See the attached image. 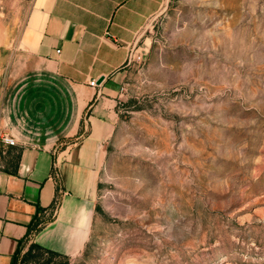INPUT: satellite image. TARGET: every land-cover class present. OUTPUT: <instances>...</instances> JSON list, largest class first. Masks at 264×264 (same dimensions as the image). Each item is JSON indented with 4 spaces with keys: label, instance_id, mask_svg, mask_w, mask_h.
I'll list each match as a JSON object with an SVG mask.
<instances>
[{
    "label": "rangeland",
    "instance_id": "1",
    "mask_svg": "<svg viewBox=\"0 0 264 264\" xmlns=\"http://www.w3.org/2000/svg\"><path fill=\"white\" fill-rule=\"evenodd\" d=\"M113 110L83 250L18 263L264 264V0H162Z\"/></svg>",
    "mask_w": 264,
    "mask_h": 264
},
{
    "label": "crops",
    "instance_id": "2",
    "mask_svg": "<svg viewBox=\"0 0 264 264\" xmlns=\"http://www.w3.org/2000/svg\"><path fill=\"white\" fill-rule=\"evenodd\" d=\"M161 3L30 0L15 32L0 30V136L14 138L0 140V264L20 238L83 250L128 55Z\"/></svg>",
    "mask_w": 264,
    "mask_h": 264
},
{
    "label": "trees",
    "instance_id": "3",
    "mask_svg": "<svg viewBox=\"0 0 264 264\" xmlns=\"http://www.w3.org/2000/svg\"><path fill=\"white\" fill-rule=\"evenodd\" d=\"M40 217L38 214H34L27 226V229H26V234L29 233L30 231L32 230H37L40 226ZM22 238H20L18 240V242L16 243V246L14 248V251L12 252L11 254V260H10V264H20L21 262H24L26 260H24V258H22L19 263L17 261V258H18V253H19V248H20V243H21V240ZM32 247H37V248H40L42 249L43 251L45 252H49V253H59V252H56L54 250H51V249H48V248H45L43 246H41L40 244L36 243V242H29V248L27 249L26 253L29 254L30 253V250Z\"/></svg>",
    "mask_w": 264,
    "mask_h": 264
},
{
    "label": "built area",
    "instance_id": "4",
    "mask_svg": "<svg viewBox=\"0 0 264 264\" xmlns=\"http://www.w3.org/2000/svg\"><path fill=\"white\" fill-rule=\"evenodd\" d=\"M56 51H58V49H57ZM88 84H90V85H95V84H96L95 79H90V80L88 81ZM0 140H1L2 142L6 143V144H13V143H14V138H13V136L10 135V134H7V133L2 134V135L0 136Z\"/></svg>",
    "mask_w": 264,
    "mask_h": 264
},
{
    "label": "water",
    "instance_id": "5",
    "mask_svg": "<svg viewBox=\"0 0 264 264\" xmlns=\"http://www.w3.org/2000/svg\"><path fill=\"white\" fill-rule=\"evenodd\" d=\"M102 79V76H98L95 80L96 83H98Z\"/></svg>",
    "mask_w": 264,
    "mask_h": 264
}]
</instances>
